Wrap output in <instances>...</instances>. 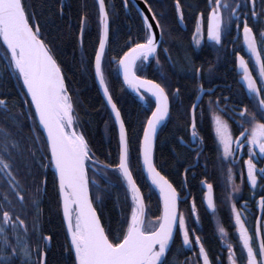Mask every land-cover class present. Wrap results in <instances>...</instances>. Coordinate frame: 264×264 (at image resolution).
I'll return each instance as SVG.
<instances>
[{
  "label": "snow or ice",
  "instance_id": "obj_1",
  "mask_svg": "<svg viewBox=\"0 0 264 264\" xmlns=\"http://www.w3.org/2000/svg\"><path fill=\"white\" fill-rule=\"evenodd\" d=\"M257 2L258 0H232V2L230 0H208L207 16L203 11L199 12L193 32V40L199 46L206 23L208 40L223 47L222 39L227 36L234 25L238 35H242V42L247 52L250 53V60L254 62L255 69L250 67L249 60H246L245 56L238 52L235 54L239 80L249 99L254 102L255 108V111H249L245 107L238 113L241 119L237 121V124L242 129L239 136L234 139L227 122L215 112L213 113L217 150L220 153L219 160L225 164H236L238 154L247 155L244 165L247 181L253 189V196L256 195L257 188L264 191V167L257 166L258 163L264 161V30L254 32L248 23L250 17L253 20H264V0H259V11H257ZM144 3L147 4V0H144ZM97 4L99 21L103 27V38L99 40V47L95 52V74L103 88L107 104L114 113V122L119 125L118 163L113 165L94 159V153L83 132L77 131L75 125L78 119L74 115L73 96L69 92L64 74L52 49L42 39L43 34L39 22L35 19V13L28 10L24 0H0V40L6 46L0 61L3 63L4 72L9 77H14L26 89L22 102L25 105H34V114L29 116L24 111L12 112L9 101L3 93H0V113L3 114L5 120L11 119L13 123L21 118L32 119L34 123L38 122L46 132L44 148L47 150V162H44V156L38 160L36 153L31 149H29V155L32 157V162L40 167L54 169L63 218L70 235L69 247L74 255L73 264H179L175 256L169 258L177 236L181 238L182 248L192 250L195 246L198 250L197 259L202 258V264H213L201 237L195 234L196 228L189 226L184 213L179 210L180 203L187 201L190 193L181 197L168 177L158 170L154 161L157 129L169 117V94L162 83L137 75V72H143L150 59L155 60L159 65L157 52L165 43L163 39L165 29L150 6L148 11L152 15L151 22L149 17L138 9L145 32L143 42L134 43L116 61L123 73L124 82L140 95V99L146 100L147 94H151L155 100V110L151 111L143 127V137L138 145L137 158L140 161L138 170L145 173L150 182L149 191L151 187L158 191L162 200V211L155 219L146 221L145 195L137 184L133 168L130 166L129 139L125 122L109 92L102 70V60L109 33V11L105 0H97ZM123 4L127 7L128 0H123ZM175 8L178 19L182 23L184 13L180 0H175ZM153 22L159 30V39L157 32L153 31ZM241 24L243 25L242 33ZM85 27L86 16L81 18V39ZM164 51L167 53V49ZM211 71L212 69L209 68L208 72L211 73ZM253 71L258 75H253ZM200 72V68L194 69L197 78ZM0 79H3V74H0ZM162 79H166L163 74ZM199 87L203 94V85ZM175 91L178 98L179 89ZM208 92L210 93L211 89ZM196 99L199 100L200 97L197 96ZM214 103L218 104L219 98L215 102L209 100L210 107ZM197 107L195 103L191 106L190 126L193 143L201 139L197 133ZM33 144L36 151H42L40 141L35 136ZM19 147V142L9 128L0 125V187L7 185L0 205L6 204L14 208L13 200L9 199V196L14 193L15 199L23 210L25 197L21 195V192L25 188L17 179L13 168L14 153L19 150ZM200 154L198 151L197 157ZM90 168L94 175L100 174L106 180L108 172L116 173L131 200L130 219L125 218L124 220L126 227L111 238V230L105 229L101 216L94 206V200L100 204L103 201L99 196L101 190L99 182H95L97 189L95 195L90 190L92 183L89 177ZM189 170L185 169V172ZM239 175L243 183L245 171L240 170ZM227 180L232 182V193L240 191V186L234 183V173L231 167L227 168ZM258 180L261 182L258 183ZM46 183L47 178L45 177L39 184L33 181L29 185L30 203L34 210L31 235L37 236L43 246L37 244L34 249L30 248L28 227H24L23 237L16 232L18 226H24V220L20 219V214L17 213L13 219L9 211L0 208V213H2L0 240L3 241L0 255H3V264H14L15 258L21 253L24 257L22 264H44V257L47 255L45 248L53 238L51 235H44L39 226L40 194L46 188ZM107 183L112 182L107 180ZM202 184L207 188L202 202H205L206 210L215 216L217 206L213 198V186L206 181ZM184 186L186 187V178ZM103 190L107 191V189ZM232 193H229L227 199L230 203L235 234L238 237L237 242L243 257L242 264H264V233H262L260 221L257 219L254 231L250 232L245 222L247 212L237 208L236 202L231 199ZM247 207L248 204L245 201L243 209ZM258 207L264 212V195H259ZM190 214L194 223L199 225L200 217L194 199L190 206ZM9 225H11V234L15 236L14 241L9 235ZM217 230L219 237L226 244L228 264H237L233 244L228 243L226 230L219 221H217ZM22 240L23 244H21ZM184 264H196V262L186 259ZM216 264H222V262L217 260Z\"/></svg>",
  "mask_w": 264,
  "mask_h": 264
},
{
  "label": "trees",
  "instance_id": "obj_2",
  "mask_svg": "<svg viewBox=\"0 0 264 264\" xmlns=\"http://www.w3.org/2000/svg\"><path fill=\"white\" fill-rule=\"evenodd\" d=\"M26 7L30 12L35 13V19L40 24L42 39L52 49L57 63L59 64L65 82L68 85L69 92L74 100V115L78 119L75 125L77 131H82L89 147L94 153V159L115 165L118 163L119 131L114 122V116L107 102L102 96L94 74L95 52L99 46L101 37V24L99 21V8L96 0H24ZM106 7L109 11L110 19V35L105 49L102 70L105 75L109 92L113 100L117 104L127 129L130 148V166L133 168V175L140 186L141 191L145 195V204L147 208L146 221L155 219L161 214L162 201L158 195V191L151 187L145 173L138 170L140 161L138 160V145L142 139L143 127L147 118L150 116L154 108V100L147 95V99L142 102L133 94V92L123 83L118 71V59L128 50L134 43L143 42L145 32L143 30V21L138 12L130 6V12H127L123 4V0H105ZM62 9V11H61ZM86 16V27L83 38L80 37L81 18ZM173 22V21H172ZM174 29H177L173 23ZM176 40L187 46L184 42V35L176 34ZM5 45L0 40V57H2ZM177 48L173 51V57L177 63L183 64L182 50ZM185 60L186 55H185ZM155 66V67H154ZM164 63L159 59V65L155 62L151 70L147 64L143 72L138 71L137 74L150 78L162 83L170 96L174 97V89L179 88L181 93V103H174L172 112L162 125L158 137L154 154V161L157 168L168 177L177 189H185L183 180V170L185 166L193 162V154L183 148L178 138L185 137L189 132L188 108L194 99V84L188 80L176 68L174 73L171 72L172 81L166 82L162 79L165 76ZM186 70V69H185ZM150 71H153L151 74ZM0 93L9 101L12 112H27L29 116L34 114L33 105H25L24 99L26 89L21 83L17 82L14 77H9L4 72L3 63L0 61ZM181 78V81L180 80ZM183 79V80H182ZM179 104V105H177ZM14 105V107H12ZM184 108L185 112H182ZM0 125L9 128L15 139L19 142V150L14 153V174L25 190L21 195L25 197V205L21 210L20 204L15 199V194H11L9 199L13 200L15 207L6 204L0 205L2 210H7L10 214H20V219L24 220V226H18L16 232L23 237L24 227L29 229L28 244L30 248H35L37 244L42 242L37 236L31 235L33 222V209L31 207V189L29 185L35 181L39 184L44 178H47L46 188L40 194V229L44 235H51L53 238L45 248L47 252L46 264H73L74 255L69 247V235L65 226L62 205L58 195V185L54 170L51 167L43 168L32 162L29 155V149L36 153L39 160L41 156H47V150L44 148V134L40 129L38 122L34 123L32 119L21 118L13 123L11 119L5 120L3 114L0 113ZM37 137L41 144L42 151H36L33 144V137ZM31 165V167H29ZM191 169L187 172L188 185L192 190H197L196 178L190 175ZM89 177L92 180L90 190L95 195L97 189L95 182H99L101 190L99 196L103 203H96L97 212L101 216L105 229H110V238L118 235L123 228L125 218L130 219L131 200L122 186L120 178L114 172L107 173V180L112 183L108 184L104 176L93 174L89 169ZM103 189H107L104 191ZM7 185L0 187V201H3ZM182 209L186 219L192 223L194 221L190 214V206L183 205ZM2 216V213H0ZM10 238L14 241L15 236L11 234V225L8 226ZM211 236L210 228H207ZM206 229V231H208ZM196 234V233H195ZM177 236L172 248V255L176 259H189L188 253L181 247V242ZM23 244V240L21 241ZM3 247V241L0 240V248ZM174 249V250H173ZM179 250V252H177ZM170 253V254H171ZM24 257L19 254L14 264H22ZM35 259V257H33ZM0 264H3V255H0Z\"/></svg>",
  "mask_w": 264,
  "mask_h": 264
},
{
  "label": "flooded vegetation",
  "instance_id": "obj_3",
  "mask_svg": "<svg viewBox=\"0 0 264 264\" xmlns=\"http://www.w3.org/2000/svg\"><path fill=\"white\" fill-rule=\"evenodd\" d=\"M232 2V0H230ZM148 5L151 10L157 14V19H160L161 25L165 29L164 41L161 47L158 49V58L162 59L164 63V72L166 76V82L172 81L171 72L174 73V69H178L181 75H184L188 80L194 84V99L192 104L196 102L197 96H200L198 107L196 109V124L197 133L201 138L195 143L192 142L191 136V106L188 108L189 125L187 131H189L185 137L179 136L178 141L180 145L186 150L193 154V162L187 164L183 170V180L186 187L185 189H177L181 197L190 193L187 201L181 202L179 205V210L182 212L183 205L191 206L193 199L195 200L198 215L200 217L199 225L194 223V228H196V235L201 237L205 249L209 254L210 260L213 264L219 260L222 264H228L226 244L223 243L219 237L217 230V221L223 226L227 233L228 243H232L234 247V252L237 258V264H242V254L240 247L238 245V237L235 234V227L233 224V219L230 212V203L227 199L229 193H232V182L227 180V168L231 167L234 173V183L240 186V191L237 193H232L231 199L236 202L237 208L242 209L247 212L245 219L246 226L249 231H254L256 227V221L259 214L258 199L259 195H264V191L257 188L256 195L253 196V189L247 181L246 177V166L244 165V160L247 159V155H237L238 163H221L219 160L220 153L217 150V137L215 134V121L213 119V113L219 115L230 127L233 138L239 136L242 129L238 126L237 121L241 119L240 113L245 107L249 111H255L254 102L249 99L246 91L242 87L239 80V69L236 67L238 63L236 60V53L245 56L246 60H249V65L251 68L255 69L254 62L250 60V53L247 52L246 48L242 42V35H238L235 26L233 25L232 30L227 34L226 37L222 39L223 47L215 45L214 42L208 40L206 23L203 32V39L201 44L197 46L193 40V32L196 17L199 12L203 11L205 16L209 11L208 0H180L181 8L184 13V20L181 23L178 19V13L175 8V0H147ZM136 7L128 0V6L125 7L127 12H130V6ZM137 12L138 10L135 9ZM257 11H259V0L257 2ZM140 15V13L138 12ZM141 17V15H140ZM173 21V22H172ZM173 23L177 26L174 29ZM249 26H251L254 32H259L264 30V20H253L251 17L248 20ZM241 24V33H242ZM184 35V42L187 44L179 43L175 35ZM259 39V36H258ZM177 48H183L182 56L184 63H177L173 57V51ZM164 49H167L165 53ZM184 52V53H183ZM155 60L150 59L147 62L150 65L151 70ZM155 67V66H154ZM195 68H200V76L194 73ZM211 68V73L208 69ZM186 69V70H185ZM153 74V71H150ZM253 75H258L253 71ZM147 78V77H145ZM180 77V80L181 81ZM150 79V78H148ZM152 80V79H151ZM183 80V79H182ZM203 85V94L200 91V85ZM176 89H179L178 87ZM176 89H174V97L169 95L170 99V112H172L174 103L176 101L181 103V93L179 92L178 98L176 95ZM211 89L209 93L208 90ZM150 96L149 94H147ZM152 98V96H150ZM227 97V100H225ZM219 98V103H214L211 107L209 106V100L217 101ZM153 99V98H152ZM154 100V99H153ZM177 104V105H179ZM227 105V107H225ZM155 107V101H154ZM154 109V108H153ZM223 109V110H222ZM182 112H185L184 108ZM247 115V114H245ZM167 120V119H166ZM201 154L197 157V152ZM246 153V149L244 150ZM258 167H264V161H261L257 165ZM185 169H191L190 175L196 178L197 190H192L188 185L187 173ZM240 170L245 171L244 182L241 183L239 172ZM212 184L213 186V198L216 203V213L213 216L209 211L206 210L205 202H202V198L207 192V188L202 182ZM261 181L258 180V183ZM184 186V185H183ZM247 201V209H243L244 202ZM186 222L190 227L192 223L186 219ZM210 228L211 236H206L209 233L207 228ZM262 233H264V212L261 220ZM206 229L208 231H206ZM181 242V238L178 239ZM182 244V242H181ZM174 247V244L172 246ZM182 248V247H181ZM173 249V250H174ZM188 253V260L195 261L196 264H202V258L197 259L198 250L195 248L189 250L187 248H182ZM173 257L172 253L169 254V258ZM179 264H184V261L180 258L177 259Z\"/></svg>",
  "mask_w": 264,
  "mask_h": 264
},
{
  "label": "water",
  "instance_id": "obj_4",
  "mask_svg": "<svg viewBox=\"0 0 264 264\" xmlns=\"http://www.w3.org/2000/svg\"><path fill=\"white\" fill-rule=\"evenodd\" d=\"M97 1V0H96ZM130 2L136 7L135 9H139V10H142L143 11V13H144V15H147L148 17H149V21L151 22L152 21V15H151V13L148 11V8H149V5H148V3L147 4H145L144 3V0H130ZM106 4V3H105ZM139 13H140V11H138ZM153 12V11H152ZM110 28H111V26H110V19H109V33H108V39H109V35H110ZM153 31H156L157 32V38L159 39V30L157 29V27H156V24L153 22ZM101 38H103V27H102V25H101V37H100V39ZM108 39H107V41H106V46H107V43H108ZM106 46H105V49H106ZM99 47V46H98ZM98 50V49H97ZM103 61V60H102ZM94 64V74H95V62L93 63ZM118 70H119V75H120V77H121V79H122V81H123V83L124 84H126L125 82H124V79H123V73H122V71L120 70V68H119V66H118ZM138 75V74H137ZM95 78H96V85H98V88H99V90H100V92H101V94H102V96L104 97V99H105V101H106V97H105V94H104V92H103V88L101 87V85L99 84V80H98V78H97V76H96V74H95ZM148 79V78H147ZM126 86L133 92V94H135L139 99H140V95L135 91V90H133L132 88H130L127 84H126ZM150 96H151V94H149ZM200 97V96H199ZM153 98V97H152ZM154 99V98H153ZM140 101H142V102H144L145 100H141L140 99ZM155 101V100H154ZM107 102V101H106ZM169 102H170V99H169ZM198 103H199V100H196V102H195V104H197L198 105ZM109 106V108L111 109V107H110V105H108ZM33 107H34V105H33ZM153 110H155V107H154V109ZM169 110H170V108H169ZM112 111V110H111ZM113 113V112H112ZM150 115H151V113H150ZM112 116H114V113H113V115ZM121 116H122V114H121ZM123 118V117H122ZM165 123V122H164ZM116 125H117V127H118V131H119V125H118V123H116ZM39 127H40V129L42 130V132H43V134H44V137H46V132L43 130V127L41 126V125H39ZM161 127H162V125L157 129V135H156V139H155V148H156V143H157V137H158V134H159V131H160V129H161ZM119 137V136H118ZM142 137H143V135H142ZM141 141H142V139H141ZM155 148H154V154H155ZM54 170V169H53ZM159 170V169H158ZM162 173V172H161ZM163 174V173H162ZM146 175V174H145ZM164 175V174H163ZM162 201V200H161ZM95 206V205H94ZM162 209V208H161ZM62 214H63V212H62ZM99 214V213H98ZM146 214H147V208H146ZM262 215H263V212L259 209V214H258V218L257 219H259V221H260V224H261V220H262ZM102 221V220H101ZM64 224H65V226H66V221L64 220ZM103 223V222H102ZM256 223H257V221H256ZM67 229V228H66ZM261 230H262V227H261ZM68 235H69V233H68ZM69 238H70V235H69ZM44 264H46V256L44 257Z\"/></svg>",
  "mask_w": 264,
  "mask_h": 264
}]
</instances>
